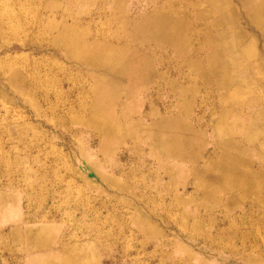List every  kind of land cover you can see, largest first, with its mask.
Here are the masks:
<instances>
[{
  "label": "rangeland",
  "instance_id": "1",
  "mask_svg": "<svg viewBox=\"0 0 264 264\" xmlns=\"http://www.w3.org/2000/svg\"><path fill=\"white\" fill-rule=\"evenodd\" d=\"M0 264H264V0H0Z\"/></svg>",
  "mask_w": 264,
  "mask_h": 264
},
{
  "label": "bare ground",
  "instance_id": "2",
  "mask_svg": "<svg viewBox=\"0 0 264 264\" xmlns=\"http://www.w3.org/2000/svg\"><path fill=\"white\" fill-rule=\"evenodd\" d=\"M147 25H151V29H153V30H155V27L156 28H159L160 26H161V23H160V20L157 18V19H155V20H153V22L152 23H150V24H147ZM155 27H154V26ZM110 45H111V43H109ZM102 45H103V42H102ZM104 45H105V43H104ZM121 45V44H120ZM106 46H107V44H106ZM124 46V45H123ZM112 47V46H111ZM101 48V47H100ZM99 49V48H98ZM102 54H103V51H102ZM109 55V54H108ZM105 60V59H104ZM108 60V59H107ZM93 63V62H92ZM91 63V64H92ZM110 63V62H109ZM113 63V62H112ZM107 65V64H106ZM98 66V65H97ZM117 66V65H116ZM105 69H106V66H105ZM112 69H114V68H112ZM109 70H111L110 69V67H109ZM107 71V70H106ZM116 71V70H115ZM102 73V72H101ZM115 73V72H114ZM119 76H117V78H118ZM109 96V95H108ZM110 98V97H109ZM176 102V101H175ZM95 104H96V102H95ZM99 104V103H98ZM96 114V113H95ZM104 114V113H103ZM97 115V114H96ZM101 119V118H100ZM103 120V119H102ZM98 121V120H97ZM98 123V122H97ZM103 126V125H102ZM165 133V132H164ZM168 133V132H167ZM163 135V134H162ZM165 135V134H164ZM167 135V134H166ZM171 134L169 133V136H170ZM171 137V136H170ZM162 139V138H161ZM181 141H182V139H180ZM172 141V140H171ZM167 150V149H166ZM175 151V150H174ZM201 153V152H200ZM179 155V154H178ZM183 161H185V160H183ZM171 163V162H170ZM179 163H180V161H179ZM184 165V164H183ZM187 167V166H186ZM185 168V167H184ZM186 169V168H185Z\"/></svg>",
  "mask_w": 264,
  "mask_h": 264
}]
</instances>
